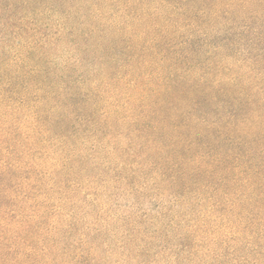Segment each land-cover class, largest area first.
<instances>
[{
    "label": "trees",
    "instance_id": "obj_1",
    "mask_svg": "<svg viewBox=\"0 0 264 264\" xmlns=\"http://www.w3.org/2000/svg\"><path fill=\"white\" fill-rule=\"evenodd\" d=\"M109 9L98 32L79 28L96 15H65L58 31L48 16L1 25L0 264H99L103 251L130 264H264V0H112ZM51 153L98 185L95 211L112 190L161 195L233 219L236 245L215 234L195 246L200 225L189 229L193 243L165 246L151 227L169 232L178 218L163 207L158 217L130 213L111 252L97 218L63 247ZM67 176L53 182H68L67 196L85 188Z\"/></svg>",
    "mask_w": 264,
    "mask_h": 264
},
{
    "label": "rangeland",
    "instance_id": "obj_2",
    "mask_svg": "<svg viewBox=\"0 0 264 264\" xmlns=\"http://www.w3.org/2000/svg\"><path fill=\"white\" fill-rule=\"evenodd\" d=\"M111 2L112 0H0V29L2 25V27L5 26L8 28L9 31H14L17 21L20 25L22 24V26L25 25V27L29 28L30 23L28 24V22L30 18H38L39 20L41 18V21L39 22L45 24V19H43V17L48 16L49 19L47 21L48 25H46V28H49L52 31H58L63 30L62 21L63 16L65 15H71L77 19L80 17L79 20H81V18H90L93 17V15H96V24L90 26V22L82 24V21H80L82 25H80L79 28L81 31L89 32L94 30L96 27L98 32L108 29L109 27L106 15L110 11L109 6ZM51 4L52 7H50ZM19 17H25V19L17 20ZM7 18L10 20L9 22L6 21ZM72 26L73 28L75 27V30L78 28L76 23L72 24ZM67 28L72 27L66 24V29ZM64 59H66L64 55H62V57L55 58V60L59 63L61 61L63 63ZM85 153L86 155H89L87 150ZM49 159H53V161ZM48 160L49 161L47 163L49 164H47L46 167L44 166L46 168L47 180L50 176L52 183L56 182L55 180L59 177L64 181L68 179L69 176L67 175L70 173L74 179V181H70V183L85 187L82 191L81 188L77 187L78 190L75 197L74 189L77 188L75 187L71 189L73 194L69 197L67 196L69 193L68 182L65 181L64 184L60 185L62 188L64 186V192H62L63 189L60 191V186L57 187V184L56 186L54 183H50L53 186L49 185L50 189H52V192H50V198L52 199V202H50L51 209L54 208L53 210L57 212L58 218H60L62 222L67 223L68 232L67 236H65V239L62 241L63 247H69L71 243L79 244L78 242L82 241L83 237H85V233L88 232V229L91 230L92 227H95L92 220L93 218H97L98 223L95 225L97 228L102 229L106 244H110L109 252H111L119 243L120 237L117 235V231H120L122 225L129 222L128 217L130 216V213L137 215L141 209L150 217H158L157 215L160 214L163 210H161V208L163 207L170 208L173 215L178 218L177 224L175 225L176 227L171 228L169 232L166 231V228H160V226H162V222L151 227V230L155 232L157 237L164 241L165 246L177 247L181 241H187V243L192 242V240L188 237V233H190L189 229L191 227L192 233H198V226L200 225L203 226V231L199 232L198 237L193 240L195 242V246L198 247L199 244H202L198 243V239H212V237H215V234L220 236L218 239L223 243V248L226 246L232 247L233 245H236L234 240L237 237V233L236 225L233 219H221L216 215H209L205 209L198 206H196L194 211L191 212L192 209L187 210L182 208L179 204H170L169 202L172 199L167 197L161 198V195L156 197V199L153 198L154 200L148 198V196H151L152 193H148L139 198L124 199L118 194V191L112 190L105 194L103 200H100V207L95 211L94 202L96 201V196L100 188L95 183H87L85 180L83 182L82 179L84 175L81 169L84 170V167L79 165L77 170L72 171L70 169H65L60 154L55 157L51 153L48 156ZM116 169H118V166ZM90 170H92L90 171V174L92 175H96L98 173L96 167ZM65 174L67 177L64 178ZM100 192L102 193V189ZM97 214L98 216L96 217ZM124 229H126V225ZM261 229L262 228H259L257 231H260ZM263 234L264 233H262V235ZM62 237H64V234H62ZM242 248H247L246 242H244ZM244 252V250H241L239 253L244 254ZM260 252L264 253V249ZM104 254V251L103 254H99V264H130L120 259V255L116 254V251H114L111 256H109V254ZM171 259L170 261L176 260L174 257H171ZM55 264H67V257L58 258V260L55 261ZM186 264L192 263L186 262Z\"/></svg>",
    "mask_w": 264,
    "mask_h": 264
}]
</instances>
